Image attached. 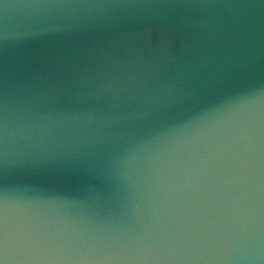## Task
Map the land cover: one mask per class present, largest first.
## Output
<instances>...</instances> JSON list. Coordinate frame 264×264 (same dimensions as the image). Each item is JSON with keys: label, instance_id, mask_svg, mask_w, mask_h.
<instances>
[{"label": "clouds", "instance_id": "clouds-1", "mask_svg": "<svg viewBox=\"0 0 264 264\" xmlns=\"http://www.w3.org/2000/svg\"><path fill=\"white\" fill-rule=\"evenodd\" d=\"M0 264H264V0H0Z\"/></svg>", "mask_w": 264, "mask_h": 264}]
</instances>
